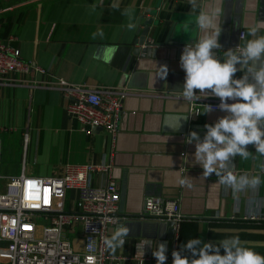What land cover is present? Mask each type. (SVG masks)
Listing matches in <instances>:
<instances>
[{
    "label": "crops",
    "instance_id": "obj_1",
    "mask_svg": "<svg viewBox=\"0 0 264 264\" xmlns=\"http://www.w3.org/2000/svg\"><path fill=\"white\" fill-rule=\"evenodd\" d=\"M116 2L0 0V42L18 48L22 60L46 71L13 73L0 82V191L5 179L19 174L51 177L62 175L69 166L110 164L109 175L93 173L89 182L97 187L110 181L118 188L119 221L109 227L108 237L120 224L131 233L115 253L107 249L120 258L107 264H157L152 252L159 242H167L166 264H173L172 251L196 238L215 243L238 236L245 246L264 255V207L258 215L248 214L251 193L233 194L216 183L215 173L204 178L203 169L194 163L195 142L185 143L191 131L203 139L205 125L226 113L202 114L201 110L190 118L189 102L161 95L183 91L181 46L194 44L201 35L194 24L200 9L193 13L187 0H118L119 8L111 7ZM200 3L206 8L211 0ZM218 6L222 10L218 57L237 45L243 47L253 38L249 32L253 26L260 27L257 36L264 35L260 26L264 0H218ZM125 8L132 10L130 17L123 14ZM149 19L147 40L159 48L151 57L139 56L134 54L135 43ZM130 22L135 24L132 30L127 28ZM111 46L118 47L114 56L107 52ZM161 65L169 69L163 80L158 77ZM242 75L237 72L235 78ZM19 79L33 84L18 83ZM57 79L127 91L114 140L98 128L86 134L67 117L66 98L50 86ZM247 150L257 156L253 145ZM233 163L236 175H260L257 198L264 201L260 168L264 157L243 160L237 156ZM185 176L192 179L191 188L179 184ZM147 196L179 201L183 219L178 245L168 238L164 222L141 216ZM75 199L74 191L66 193V211H77ZM65 236L81 249L79 224H72Z\"/></svg>",
    "mask_w": 264,
    "mask_h": 264
},
{
    "label": "built area",
    "instance_id": "obj_2",
    "mask_svg": "<svg viewBox=\"0 0 264 264\" xmlns=\"http://www.w3.org/2000/svg\"><path fill=\"white\" fill-rule=\"evenodd\" d=\"M243 36L244 31H240L239 38ZM32 70L46 72L32 62L22 60L18 48L0 42V82H4L9 74L26 75ZM19 82L33 84L28 79H19ZM50 86L66 98L65 113L78 123L81 131L90 134L92 129L98 128L108 132L114 140L126 90L88 87L61 79ZM219 103L218 98L201 95L198 101L189 102L188 115L197 117L203 105L215 107ZM110 168V164H86L69 166L60 176L19 174L8 177L0 191V264H107L119 260L107 252L104 244L109 227L119 221L118 188L110 181L97 187L89 182L93 173L109 175ZM69 191L76 194L77 211L64 209V199ZM141 216L171 222V240L177 243L183 219L177 199L147 196L143 199ZM37 218L40 223L36 222ZM250 218L257 219L255 216ZM74 223L81 228V249L75 248L65 236V230Z\"/></svg>",
    "mask_w": 264,
    "mask_h": 264
},
{
    "label": "clouds",
    "instance_id": "obj_3",
    "mask_svg": "<svg viewBox=\"0 0 264 264\" xmlns=\"http://www.w3.org/2000/svg\"><path fill=\"white\" fill-rule=\"evenodd\" d=\"M187 3L193 13L200 9L194 24L201 35L194 40V44L186 43L182 50L179 66L185 78L183 91L176 92L177 98L188 102L198 101L201 95L218 98L219 105H203L202 114L219 110L226 115L218 118L214 124L205 125L203 139L196 131H191L185 143L195 142L194 163L203 169L204 178L215 173L216 183L226 190L230 189L233 194L251 193L246 211L250 215H258L264 207V201L257 198L262 182L260 175H236L231 168H234L233 161L237 156L243 160L264 157V35H256L260 27H251L249 32L253 38L243 47L224 51V57L220 58L215 51L222 48L219 42L222 10L218 0H211L206 8L201 6L200 0H187ZM111 7L119 8L118 0ZM123 14L130 17L132 10L125 8ZM260 26H264V21L260 22ZM127 28L132 30L135 24L130 22ZM188 28L189 25H185V31ZM116 51V46L107 49L112 56ZM158 69V77L166 79L169 73L167 65H161ZM241 71L243 75L235 78L237 72ZM229 100L234 102L230 104ZM248 145L255 147L257 156L254 157L247 150ZM260 168L264 172V164ZM178 182L188 188L193 186L188 176L180 178ZM130 233V228L120 224L110 237L104 238V244L115 253L123 247ZM167 251V242H159L152 252L157 264H166ZM172 259L173 264H264V255L245 246L238 236L215 243L199 238L189 239L179 250L172 251Z\"/></svg>",
    "mask_w": 264,
    "mask_h": 264
},
{
    "label": "water",
    "instance_id": "obj_4",
    "mask_svg": "<svg viewBox=\"0 0 264 264\" xmlns=\"http://www.w3.org/2000/svg\"><path fill=\"white\" fill-rule=\"evenodd\" d=\"M152 24V19H149L145 22V28L140 32V36L139 39L136 41L135 45L136 48L134 50V54L142 56V54L148 56H153L154 53L157 52L159 45L157 44H152L147 40V34H148V29L150 28ZM149 26V27H148ZM183 46V45H182ZM180 50V49H179ZM162 96L165 95V97H177L178 95L176 94H161ZM188 103V101H187ZM185 135V134H183ZM166 227H167V234H168V238L171 239L172 238V223L168 222L165 223Z\"/></svg>",
    "mask_w": 264,
    "mask_h": 264
},
{
    "label": "trees",
    "instance_id": "obj_5",
    "mask_svg": "<svg viewBox=\"0 0 264 264\" xmlns=\"http://www.w3.org/2000/svg\"><path fill=\"white\" fill-rule=\"evenodd\" d=\"M7 26H8V22H6V24H4L3 29L7 28ZM5 30H6V29H5ZM5 30H4V31H5ZM179 235H180V232H179V234H178L177 245H178V242H179Z\"/></svg>",
    "mask_w": 264,
    "mask_h": 264
},
{
    "label": "rangeland",
    "instance_id": "obj_6",
    "mask_svg": "<svg viewBox=\"0 0 264 264\" xmlns=\"http://www.w3.org/2000/svg\"><path fill=\"white\" fill-rule=\"evenodd\" d=\"M5 180H6V179H5ZM2 182H3V181L0 180V184H1ZM40 221H41L40 218H37V219H36V222H37V223H40Z\"/></svg>",
    "mask_w": 264,
    "mask_h": 264
}]
</instances>
